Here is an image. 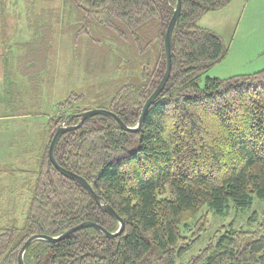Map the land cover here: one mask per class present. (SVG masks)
I'll return each instance as SVG.
<instances>
[{
    "label": "trees",
    "instance_id": "16d2710c",
    "mask_svg": "<svg viewBox=\"0 0 264 264\" xmlns=\"http://www.w3.org/2000/svg\"><path fill=\"white\" fill-rule=\"evenodd\" d=\"M72 1L82 41L94 45L112 78H119L109 83L111 93L92 92L94 102L85 110L108 109L136 126L166 70L165 35L177 0ZM231 1L182 0L172 35L171 75L139 132L95 115L63 134L55 148L58 164L84 177L124 218V232L107 238L88 227L54 243L36 240L24 254L25 264H177L200 235L190 239L183 229L204 208L224 214L230 204L242 210L255 198L264 199V69L207 77L203 86L200 81L228 48L198 21ZM58 118L41 134L23 225L0 229V264H18L22 246L35 234L58 236L87 220L110 232L119 228L81 184L50 163L58 123L78 122L68 113ZM181 264H264V234L224 227Z\"/></svg>",
    "mask_w": 264,
    "mask_h": 264
},
{
    "label": "rangeland",
    "instance_id": "374dc122",
    "mask_svg": "<svg viewBox=\"0 0 264 264\" xmlns=\"http://www.w3.org/2000/svg\"><path fill=\"white\" fill-rule=\"evenodd\" d=\"M6 5L15 11L0 19V229L24 223L35 180L30 170L49 120L84 112L94 102L92 92L103 88L111 93L109 83L119 79L112 78L94 45L82 41L72 0H3ZM198 25L214 31L228 48L201 77V86L207 77L225 79L264 69V0H232L205 14ZM68 100L72 104L61 105ZM198 217L183 233L190 239L200 235L177 264L197 255L224 227L263 235L264 199L255 198L242 210L230 204L224 214L204 208Z\"/></svg>",
    "mask_w": 264,
    "mask_h": 264
},
{
    "label": "water",
    "instance_id": "95a60500",
    "mask_svg": "<svg viewBox=\"0 0 264 264\" xmlns=\"http://www.w3.org/2000/svg\"><path fill=\"white\" fill-rule=\"evenodd\" d=\"M181 8H182V0H177L176 8L174 10V14H173V16L169 22L168 29H167V32L165 35L166 70H165L164 76H163L162 80L160 81V83L158 84L157 88L149 96V98L146 100V102L142 108V112H141V115H140V118H139L137 125L136 126L126 125L121 120V118L111 110L103 109V108H92V109L84 111L80 114H71L70 117H78L79 118L78 123L75 125H72V126L65 125V123L61 124L57 128L56 133L54 134V137H53L51 144H50V148H49V161H50V163L53 164V166L63 176L70 178L71 180L76 181L79 184H81L88 191V193L94 198L97 205L103 211H105L106 213H108L109 215H111L112 217L117 219L119 222L118 230L116 232H110L105 227H103L102 225H100L96 222H92V221L87 220V221H84V222L70 228V229H67L66 231H64L62 234H60L58 236H48L45 234L32 235L31 237H29L26 240V242L24 243V245L22 246V248L19 252L18 264H25L24 254H25L26 250L30 247V245L33 242H35L36 240H45V241H49V242L54 243V242H57V241L64 239L65 237H67L68 235H70L74 232L80 231V230L88 228V227L97 228L107 238H115L124 232V229H125L124 218L122 216H120L118 214V212L108 202H106L99 194L96 193V191L93 189L91 184L84 177H82L81 175H79L73 171H70V170H68V169H66V168H64L58 164V162L55 158V148H56L60 138L63 136V134H65L68 131H72V130H76V129L80 128L84 124L86 119H88L89 117L95 116V115H104V116L110 117L119 125V127L122 130H124L126 132L136 133L142 129L143 121H144V118L146 116L147 111L155 103L158 96L162 93V91L166 87V84L168 83L170 75H171V71H172V49H171L172 35H173L174 27L180 18Z\"/></svg>",
    "mask_w": 264,
    "mask_h": 264
},
{
    "label": "crops",
    "instance_id": "0c3cea01",
    "mask_svg": "<svg viewBox=\"0 0 264 264\" xmlns=\"http://www.w3.org/2000/svg\"><path fill=\"white\" fill-rule=\"evenodd\" d=\"M15 10H14V7H10L9 5H6V6H3V0H0V19L2 18L1 17V14L2 13H8V14H11L13 13ZM29 11V10H28ZM30 12V11H29ZM35 10L33 12H30V13H34ZM1 46H0V53H1ZM2 67V62L0 60V68ZM0 203H1V200H0Z\"/></svg>",
    "mask_w": 264,
    "mask_h": 264
}]
</instances>
